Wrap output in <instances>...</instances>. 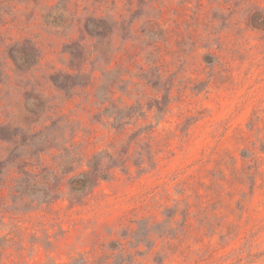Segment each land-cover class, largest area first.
Wrapping results in <instances>:
<instances>
[{
	"label": "rangeland",
	"instance_id": "obj_1",
	"mask_svg": "<svg viewBox=\"0 0 264 264\" xmlns=\"http://www.w3.org/2000/svg\"><path fill=\"white\" fill-rule=\"evenodd\" d=\"M0 126V264H264V0H0Z\"/></svg>",
	"mask_w": 264,
	"mask_h": 264
},
{
	"label": "trees",
	"instance_id": "obj_2",
	"mask_svg": "<svg viewBox=\"0 0 264 264\" xmlns=\"http://www.w3.org/2000/svg\"><path fill=\"white\" fill-rule=\"evenodd\" d=\"M95 22L96 21H94V23ZM92 23H93V21L90 22V24H92ZM100 25L97 23L94 24V29H90L89 31L91 33L94 32L97 36H99L101 34V32L98 31V28H100V30H101V27H99ZM33 52H35V51L33 50ZM10 58L16 67H20V68L22 67L24 70L27 69L28 67H26V66H29V64H30L29 59L27 57H24V52L20 48L12 49V57H10ZM69 78H70L69 76L66 77V79H69ZM11 129L12 128H10V127L7 128L6 126H0V136H3L2 133L9 132ZM4 138H7V140H11L10 135L8 137H5V135H4ZM90 162H91V168H92L93 167L92 163H94L95 161L92 158V160ZM93 172H94V169L92 168V170L90 172H87V173L78 175L77 177L69 179V181H68L69 189L72 192H83V191H85L88 187L92 186L94 181L96 180V175H95V173L93 174Z\"/></svg>",
	"mask_w": 264,
	"mask_h": 264
}]
</instances>
